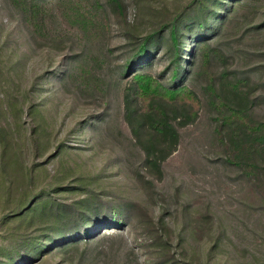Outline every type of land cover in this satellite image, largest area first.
Instances as JSON below:
<instances>
[{
  "label": "rangeland",
  "instance_id": "obj_1",
  "mask_svg": "<svg viewBox=\"0 0 264 264\" xmlns=\"http://www.w3.org/2000/svg\"><path fill=\"white\" fill-rule=\"evenodd\" d=\"M122 2L0 0V264H264V180L225 159L201 74L251 79L264 120V0ZM136 73L201 102L158 172L125 115Z\"/></svg>",
  "mask_w": 264,
  "mask_h": 264
},
{
  "label": "trees",
  "instance_id": "obj_2",
  "mask_svg": "<svg viewBox=\"0 0 264 264\" xmlns=\"http://www.w3.org/2000/svg\"><path fill=\"white\" fill-rule=\"evenodd\" d=\"M106 3L114 13L124 12L122 0H106ZM32 7L35 5L28 3L26 9L19 8L22 15L29 18L30 34H34L40 25ZM171 35L173 41L178 40L176 29ZM198 48L206 54L218 52L202 40ZM201 74L205 79L208 103L214 110V135L225 159L250 182L264 180V120L250 111L253 103L251 91L256 83L247 77L238 78L226 68L217 73L203 68ZM124 99L126 118L137 143L145 152L144 165L158 172L160 163L176 149L177 127L190 124L197 118L200 99L187 86L166 87L145 73L133 75Z\"/></svg>",
  "mask_w": 264,
  "mask_h": 264
}]
</instances>
